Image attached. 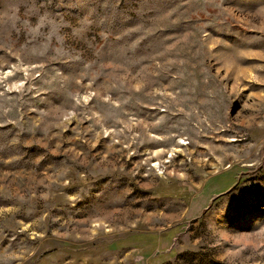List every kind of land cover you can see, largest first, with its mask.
<instances>
[{"label":"rangeland","instance_id":"374dc122","mask_svg":"<svg viewBox=\"0 0 264 264\" xmlns=\"http://www.w3.org/2000/svg\"><path fill=\"white\" fill-rule=\"evenodd\" d=\"M0 264H264V0H0Z\"/></svg>","mask_w":264,"mask_h":264}]
</instances>
